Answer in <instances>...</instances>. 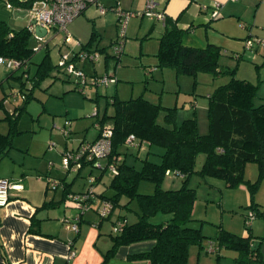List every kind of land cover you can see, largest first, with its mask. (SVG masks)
<instances>
[{
	"label": "trees",
	"instance_id": "trees-1",
	"mask_svg": "<svg viewBox=\"0 0 264 264\" xmlns=\"http://www.w3.org/2000/svg\"><path fill=\"white\" fill-rule=\"evenodd\" d=\"M26 3L23 5L28 8L31 1ZM182 34L183 31L173 25L159 38V48L155 54L158 67H171L178 75L206 72L215 77L229 74L231 79L209 95L208 131L205 134L198 132L194 118L178 123L174 109L150 103L143 97L126 101L117 98L112 100L114 113L108 117L113 127L111 151L106 164L117 160L118 173L111 174L108 185L111 193L100 194L99 200L109 201L115 209L120 199L126 198L127 202L123 207L127 208L130 203L135 202L138 213L135 223H125L120 232H113L115 235L112 237L108 257L120 246L153 241L149 251L135 255L132 259L147 260L149 264H187L189 248L193 245L202 247L203 240L207 239L202 234L201 225H190L195 222L192 211L196 198L195 189L187 185L192 174L220 179L230 189L245 185L250 195V215L253 218H264V206L254 202L259 181L264 180V101L256 96L257 86L246 80L234 79L236 67L222 68L219 64L221 50L218 46H185L182 43ZM94 38L95 34L92 32L88 42L84 46L81 45V49L91 51L87 48L93 45ZM32 41V34L27 27L14 31L0 20V56L23 62L26 65L23 73L27 71L30 59L35 53ZM97 51L103 52V49ZM235 57L237 60L240 58L238 55ZM55 67L49 54L45 53L36 65L33 77L27 79L30 93L25 97V104L31 91L39 87ZM75 85L76 88L80 87L78 83ZM24 108L17 110L19 112L14 119L6 117L10 120V129L6 135H0V158L12 146L13 134L17 132L16 121ZM162 109L164 124L157 121ZM103 122L102 119L99 120V126H102ZM129 135L136 138L135 146L125 144ZM142 146L146 147L143 157L139 150ZM200 155H203L204 159L200 169L196 170V160ZM247 163H256L258 168V180L253 183L243 177ZM86 164L83 163L82 167ZM105 169L106 167L103 170ZM167 171L170 176L173 177L177 173L175 178H181L178 189L162 187ZM143 182L153 184V191H140L139 186ZM66 189L64 185L65 194ZM157 214L168 217L162 223H152L151 218ZM248 217L246 216V219ZM246 229L249 231L248 226ZM212 241L217 249L224 248L236 252L235 264H264L259 249L261 242H264V236L254 247L251 233L242 237L219 227Z\"/></svg>",
	"mask_w": 264,
	"mask_h": 264
},
{
	"label": "crops",
	"instance_id": "crops-1",
	"mask_svg": "<svg viewBox=\"0 0 264 264\" xmlns=\"http://www.w3.org/2000/svg\"><path fill=\"white\" fill-rule=\"evenodd\" d=\"M30 1L32 0H9L6 5H12L13 10L6 9L8 12L13 11L14 17L16 18H24L26 17V7H24L25 5L23 4L26 2V4H28ZM150 1L155 4L156 11L163 12L165 16L164 21L157 20L161 24L158 33L160 37L167 29L175 25L185 34V46L204 48L208 44H213L218 46L221 52H235L239 57H242V54L244 55L245 53H247V55H253L254 52H258L260 48H264V39L258 38L256 34H252L248 27L250 23H247L253 22V24H256L257 21L258 23L260 22V24L256 25L257 27L264 26V0ZM147 2H149V0H99V4L106 8L105 14H100L97 6H89L77 19L68 25L67 31L68 33L70 32L71 34L78 35L82 39L88 34L89 38L87 41L85 43H80L84 46L90 39L92 32L95 34V37H97L99 31L104 32L109 30L113 32L116 30V17L112 11L113 8L121 7L122 9V7H124L138 9L146 5ZM216 4L219 6V15L212 19L211 12ZM18 10L20 11L17 12ZM0 20L4 21L8 26L7 19L3 18ZM11 21L12 20H9V22ZM27 25L28 22H26L25 27H27ZM131 25L132 32L136 31V35L139 34L142 26H147L144 20H139V23L137 20V24L134 21ZM90 27L93 28V31H89ZM155 28L156 27L153 25L151 30ZM31 34L33 42H37L33 33ZM194 37L198 38L193 40ZM258 40L262 42L258 43ZM248 42H251V46H248ZM92 46L87 49L91 51L100 50L97 43L93 47ZM74 51H78V48L75 47ZM85 63L86 62L77 63V65L85 69ZM0 68L1 70H5L2 66H0ZM154 70L155 69H152L149 72L151 73ZM95 74L97 73L94 69L92 75ZM11 78L15 77L9 73L6 78H0V82L7 81ZM0 87L2 88L3 86L0 85ZM20 89L21 88H19V91H21ZM21 97L22 100H25L24 94H22ZM5 99L3 98L0 100V108L2 109H5V106L8 104V102L5 103ZM19 108L21 107H16L11 113L14 114V111L16 112ZM24 109L26 110V108ZM5 112L8 115L11 114L10 110L5 109ZM22 113H24V111ZM4 116L5 114L0 116V135H6L10 129L7 122L5 123L8 119L4 118ZM20 117L21 114L16 121L15 129L22 133L23 131H21L20 122L18 121ZM79 127L80 126L77 125L75 129ZM78 137L79 136H74L76 140L72 139V134L69 138L65 137L66 140L71 142V145L69 146L64 142L63 148H61L58 153L52 151V148L55 147L54 144L51 148V144L48 145L47 149L49 148V151L47 153H50L49 156L41 154L42 152L37 153L33 151L31 153L29 146L26 149L20 148L15 144L13 145L16 141H12V146L6 151L5 155H2L0 158V179L20 182L23 185V189L20 191L10 190L9 202L5 207L0 208V264H149L147 260L132 259V257L149 251L154 244L153 241L120 246L111 257L107 256L108 251L112 247V237L115 235L112 231L115 223L120 220L126 222V224H133L136 222L138 213V206L136 203L132 202L127 208H124L123 206L126 204L127 200L126 198H121L119 205L112 210L107 218H100L96 211L98 202L100 201L99 195L111 193L108 189L109 183L100 185L97 176H91L87 187L81 189V191H73L70 185L72 183H68L67 181L69 177L68 174L72 176L75 174L74 178H76L84 167L92 166L87 163L84 167L75 172H65L62 166L60 168L62 172H59V169H57L56 162L60 155L62 156V152L66 148H76L81 142L94 141L98 137V130H96V133H94L93 138L90 140L85 139V137L78 139ZM139 150L140 155L143 157L146 147L142 146ZM118 158L120 159V157ZM90 172L91 171H89L88 174H90ZM92 179L93 182H91ZM64 185L67 188L66 192L68 195L80 194L91 190L94 195V200L91 202L90 210L85 213H79V210L70 205L67 200L68 195L65 194ZM171 186V188L165 189L179 188V186L173 187V184ZM141 189L142 191H148L147 186H141ZM228 191L232 193L229 194V200L226 202L229 209L243 207L245 211L241 214V218H238L236 222L238 224L234 223L227 225L225 223V226L229 229L225 230L246 237L248 231L246 232L244 222L246 216L248 217V215L251 214L248 208L250 204L248 189L245 185H239ZM65 195H67V197ZM254 202L259 206H264V201H261L259 198L257 199V197H254ZM223 204L224 201L220 203L221 208ZM221 208H217V211L221 210ZM195 212L196 206L194 202L192 218L195 222L191 224H194L195 227L201 225L202 222L214 224L211 223L212 221H210V219L209 221L198 220L199 217L195 218ZM212 212L215 213V211ZM222 214L223 213L220 214L221 220L225 222V215L222 216ZM156 217H158V215L154 216L153 219ZM167 217L168 216H165L164 219L161 217L158 218V223H162ZM253 219H255V217ZM253 219L249 222L248 229L251 230L253 245L255 247L260 243V238L264 236V234H262L264 230H262L258 222L255 220L253 221ZM64 220L76 224L77 231L66 228ZM198 221L200 222L199 225L196 224L199 223ZM217 226L220 227L222 225H216V227ZM201 228V231L204 230V226L201 225ZM217 231V229H212L207 232L213 234L212 236L203 234L207 239L203 240L202 247L193 245L189 248L187 264H235L234 260L237 257L236 252L227 249L224 250V248L217 249L215 247L212 240L217 235ZM210 243H212L215 248L213 254L206 252V248ZM259 249L262 259H264V242H261ZM70 252L74 253L72 257H69ZM222 253H224V255ZM212 255L215 258L217 256L220 257L217 263L207 258ZM216 260L218 259L216 258Z\"/></svg>",
	"mask_w": 264,
	"mask_h": 264
},
{
	"label": "rangeland",
	"instance_id": "rangeland-1",
	"mask_svg": "<svg viewBox=\"0 0 264 264\" xmlns=\"http://www.w3.org/2000/svg\"><path fill=\"white\" fill-rule=\"evenodd\" d=\"M8 1L9 0H0V19H7L8 27L11 30L18 31L26 26V22H29V19L27 17L16 18L14 17L13 11L8 12L5 7ZM145 6L146 5L138 9L122 7L123 10L129 11L133 15L125 30L123 53L119 59L112 56V47L115 41L118 40L119 35V28L117 25L116 30L113 32L109 30L104 32L99 31V35L95 37V42L93 44L95 45L97 43L100 50L103 49V52L97 51L100 55V60L95 64L86 62L85 69L83 70L87 76L92 75L94 69L96 70V75H113L116 83L108 87L87 84L84 86L83 91H80V87L76 88L75 81L71 76H68L55 67L60 54L74 51V41L85 43L89 38L88 34L82 39L78 35L69 32L72 42L65 44L63 42V33H56V31L50 30L44 38L37 42L32 41V47L35 53L31 57L25 73H23L24 71L22 69L8 70L3 67L5 70H1L0 68V78H6L9 73L15 77L0 82V85L3 86L2 88L0 87V100L6 98L4 101L5 103L8 102L5 109L10 110L11 113L16 107L26 108L24 113H21V117L18 120L20 122L21 131L23 132L20 133L19 130H17V132L13 134V141H16L13 145L15 144L24 149L29 146L31 153L33 151L37 153L42 152L41 154L49 156L50 153H47L49 151L47 146L54 144L55 147L52 148V151L58 153V151L63 148L64 142L69 146L71 145V142L66 140L64 134L61 132V128L65 121H68L71 125L70 129L72 131L73 140H76L74 136H79L78 139L85 137V139L90 140L93 138L94 133H96L97 129L95 128V124L99 123V120L102 119L104 121L103 125L111 124L108 117L114 113V108L111 104L114 98L120 101H126L143 97V99L150 103L160 105L163 108L174 109V115L178 123L186 119L194 118L197 122L198 132L200 134L207 133L209 95L220 85L228 83L231 79V75L223 74L215 77L211 73L206 72H198L195 75H178L171 67H158V59L155 54L159 48L160 36L158 33L161 24L153 17L137 16V14H142L144 12ZM9 20L12 21L9 22ZM137 20L138 23L139 20H144L145 24H147V26H142L138 35H136V31L132 32L131 28V24H133L134 21L137 24ZM247 23H250L248 27L252 34H256L258 38L264 39V28H262L264 26H256L260 24V22L258 23L256 21V24H253V22ZM153 25L156 28L151 30ZM89 31H93V28L90 27ZM196 38L198 37H194L193 40ZM185 41V34H182L183 45L186 43ZM39 45H41V48L36 50ZM45 53L49 54L50 61L55 68H53L51 75L40 83L39 87L31 91V95L25 104V100H22L21 95L24 94L26 97V95L30 93L27 79L33 77L36 65L43 59ZM106 56L107 61L105 62L104 58ZM235 56V52H221L219 64L222 68L232 69L236 67L233 75L234 79L246 80L257 86L256 96L261 98V101H264V48H260L258 52H254L253 55H247V53L244 55L242 54V57L238 60ZM152 69L155 70L150 73L149 71ZM19 88L22 89H20L22 92L19 91ZM5 109L0 108V116L5 114L4 118L8 117L9 119H14L16 113L19 112L14 111V114L11 113L8 115ZM163 118L164 110L162 109L157 121L160 124H164ZM6 122L8 125L10 124V120L5 121V123ZM77 125L81 128L75 129ZM68 149H70V147ZM203 159V155L198 156L195 166L196 170L200 169ZM101 164L105 168L106 160H102ZM61 166L62 156L60 155L56 162V167L59 169V172H62L60 170ZM103 169L86 166L76 178H74L75 174L73 176L68 174L69 177L67 181L68 183H72L70 185L73 191H81V189L87 187L91 176H97L100 185L105 183L108 184L111 179V174L107 169ZM89 171H91L90 174H88ZM243 177L251 183L258 180V168L256 163H247L245 165ZM172 184L173 187H180L181 178L169 177L166 175L162 187L171 188ZM187 185L195 189V218L199 217L198 220L200 221H209L210 219V221H212L211 223H214L209 224L210 222H202L201 225L204 226L202 234L212 236L213 234L207 232L212 229L218 230L219 227H216V225H222L220 226L222 229L229 230L228 227L225 226L226 224H238L236 222L238 218H241V214L245 209L243 207L229 209L226 202L229 200V194L232 193H229L228 190L231 189L226 187L222 180L192 174L188 179ZM141 186H147L149 192L154 189V185L148 182H143L139 186L140 191H142ZM148 191L143 190L142 192ZM254 197L264 201V180L259 181ZM222 201H224V204L221 208L220 203H222ZM217 208H221V210L217 211ZM212 211H215V213ZM220 211L223 213L222 216L225 215V222L221 220ZM157 215L158 217L154 219L151 218L152 223H158V218L161 217L164 219L166 216L163 214ZM254 220L257 221L261 229L264 230V218L255 217L253 221ZM196 224L199 225L200 222ZM240 224L242 226L241 221ZM191 226L195 227L194 224H191ZM242 228L245 231L243 226ZM247 231L246 229V232ZM248 233H251L250 229ZM262 234H264V232H262ZM222 254L224 255V253ZM207 258L211 261H216V263L219 261V259L216 260L213 255Z\"/></svg>",
	"mask_w": 264,
	"mask_h": 264
},
{
	"label": "built area",
	"instance_id": "built-area-1",
	"mask_svg": "<svg viewBox=\"0 0 264 264\" xmlns=\"http://www.w3.org/2000/svg\"><path fill=\"white\" fill-rule=\"evenodd\" d=\"M89 6H97L98 12L100 14H105L106 12V8L99 4V0H32L31 5L25 10V16L29 19L27 28L31 33H33L34 27L31 25V22L35 21L37 25L45 28L47 33L50 30H54L56 33H63L65 35L63 42L68 44L72 42V38L67 31L68 25L78 18ZM6 8L13 10L12 5L10 4H7ZM19 11L20 10L17 12ZM112 11L114 12L116 24L119 28L118 40L112 47V52L114 57L119 58L123 53V38L125 36V30L133 14L118 7L113 8ZM218 15L219 6L216 4L213 7V11L211 12V18H216ZM137 16L153 17L158 21H164L165 19L163 12L156 11L155 4L150 1L147 2L144 12L142 14H137ZM35 38L37 41L40 40V38ZM257 42L260 43L262 41L258 40ZM73 45L74 47L78 48V51H76V53L71 51L70 53L60 54L56 66L62 72L68 76H71L76 84H79L80 91H83L84 86L87 84L92 86L107 87L116 83L113 75L95 74L87 76L84 70L80 68L77 63L91 62L92 64H95L100 60V55L97 52L81 49V44L79 41H74ZM248 46H251V42H248ZM40 48L41 45H39L36 50H39ZM0 66L8 70H25L26 68V65H24L23 62L1 56ZM27 83L29 82L27 81ZM70 127V123L65 121L61 128V132L66 138H69L70 136ZM95 127L97 128L99 134L96 140L92 142H81L76 148L66 149L62 152V169L65 172L78 171L82 168L83 163H88L96 169L104 168L101 164V161L107 160L110 154V140L113 127L111 124L99 126V123L95 124ZM125 144L128 146H135L136 138L133 135H129L125 140ZM52 146L53 144L50 145V148ZM105 167L110 172V174L116 175L118 173L117 160L109 163L108 165L106 164ZM166 175L170 176L171 174L169 171H167ZM177 176V173L175 176L173 175V177ZM91 182H93V179ZM22 189L23 185L20 182H12L6 179H0V208L5 207L9 202L10 190L20 191ZM67 200L70 205L79 210V213H85L90 210L91 202L94 200V195L91 190H88L80 194H70L68 195ZM112 210L113 207L109 201L101 200L98 202L96 211L100 218H107L111 214ZM252 219L253 216L250 215L245 220V225L248 226ZM64 222L66 224V228L77 231L76 224H72L67 220H64ZM125 223L126 222L121 220L118 221L115 223L112 231L114 233L120 232ZM206 252L210 254L215 252V248L212 243H210L206 248ZM73 255L74 253L70 252L69 257H72Z\"/></svg>",
	"mask_w": 264,
	"mask_h": 264
},
{
	"label": "water",
	"instance_id": "water-1",
	"mask_svg": "<svg viewBox=\"0 0 264 264\" xmlns=\"http://www.w3.org/2000/svg\"><path fill=\"white\" fill-rule=\"evenodd\" d=\"M31 25H33V27H34L33 35L35 37L42 39V38H44L47 35L46 29L41 27V26H39V25H37L35 21H32Z\"/></svg>",
	"mask_w": 264,
	"mask_h": 264
}]
</instances>
